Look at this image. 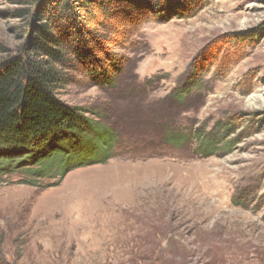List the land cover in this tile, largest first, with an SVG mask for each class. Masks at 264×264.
<instances>
[{
	"label": "rangeland",
	"instance_id": "1",
	"mask_svg": "<svg viewBox=\"0 0 264 264\" xmlns=\"http://www.w3.org/2000/svg\"><path fill=\"white\" fill-rule=\"evenodd\" d=\"M44 2L0 0V59L50 23ZM158 8L116 9L113 31L56 19L78 52L57 67L69 80L58 96L115 141L62 178L29 176L39 164L20 154L5 168L0 153V264H264V0H202L185 17Z\"/></svg>",
	"mask_w": 264,
	"mask_h": 264
},
{
	"label": "trees",
	"instance_id": "2",
	"mask_svg": "<svg viewBox=\"0 0 264 264\" xmlns=\"http://www.w3.org/2000/svg\"><path fill=\"white\" fill-rule=\"evenodd\" d=\"M155 1L159 4L155 13L162 16L160 18L173 12L183 17L190 16L200 8L202 2L45 0L48 14L54 13L50 23L36 27L26 47L0 59V153L10 158L5 168H9V162L16 161L12 157L20 154V161H16L18 164L35 157V162L39 164L38 169H24L23 172L29 176L39 179L53 167L62 178L73 168L106 160L114 144L115 133L109 128L104 130L103 126L88 117L85 108L68 105L58 96V90L64 88L69 80L57 67L66 55L78 52L72 51L70 43L56 34L55 22L59 17L78 14L86 16V20L99 18L97 25L113 31L119 23L117 20L121 21L118 19L120 11L124 9L127 16L135 15L130 9L146 12L151 10ZM123 2L125 5L122 7ZM100 18L105 19L100 21ZM196 83L197 80L190 77L183 88L173 89L171 94L175 100H180ZM213 136L214 133L209 132L202 138L204 150L214 146ZM167 138H172L175 143L185 139L184 135L174 131L168 133ZM51 145L55 147L49 154L44 153L42 158L36 156L44 147ZM44 158L47 159L44 161Z\"/></svg>",
	"mask_w": 264,
	"mask_h": 264
}]
</instances>
